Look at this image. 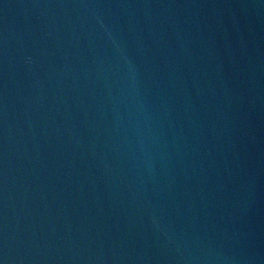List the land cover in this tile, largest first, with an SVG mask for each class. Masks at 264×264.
<instances>
[{
    "label": "water",
    "instance_id": "water-1",
    "mask_svg": "<svg viewBox=\"0 0 264 264\" xmlns=\"http://www.w3.org/2000/svg\"><path fill=\"white\" fill-rule=\"evenodd\" d=\"M0 264H264V0H0Z\"/></svg>",
    "mask_w": 264,
    "mask_h": 264
}]
</instances>
